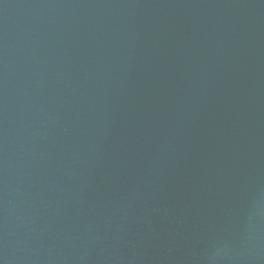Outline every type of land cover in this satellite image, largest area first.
I'll list each match as a JSON object with an SVG mask.
<instances>
[{
	"label": "water",
	"instance_id": "water-1",
	"mask_svg": "<svg viewBox=\"0 0 264 264\" xmlns=\"http://www.w3.org/2000/svg\"><path fill=\"white\" fill-rule=\"evenodd\" d=\"M0 264H264V0H0Z\"/></svg>",
	"mask_w": 264,
	"mask_h": 264
}]
</instances>
